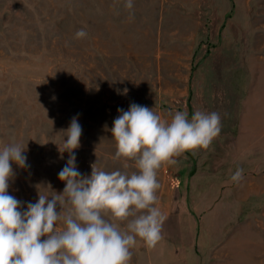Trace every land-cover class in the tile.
<instances>
[{"label":"rangeland","instance_id":"rangeland-1","mask_svg":"<svg viewBox=\"0 0 264 264\" xmlns=\"http://www.w3.org/2000/svg\"><path fill=\"white\" fill-rule=\"evenodd\" d=\"M124 3L0 0V149L21 144L28 165L12 164L9 194L24 210L62 193L73 117L76 167L90 175L94 163L124 170L118 109L217 112L210 148L159 170L163 238L151 250L138 239L130 264H264V0H133L131 18Z\"/></svg>","mask_w":264,"mask_h":264},{"label":"clouds","instance_id":"clouds-1","mask_svg":"<svg viewBox=\"0 0 264 264\" xmlns=\"http://www.w3.org/2000/svg\"><path fill=\"white\" fill-rule=\"evenodd\" d=\"M124 7L131 18L133 0H125ZM86 36L84 29L75 34ZM117 111L110 129L113 160L124 170L107 172L94 163L90 175L78 171L75 150L82 127L73 117L58 145L61 154L68 153L58 173L65 184L62 193L38 192L37 202H28L24 210L8 189L12 164L28 167L26 147L10 143L0 149V264H130L138 239L149 250L162 240L166 217L159 207V170L176 165L185 153L209 149L221 132V117L197 110L189 118L186 111H176L166 120L135 103ZM129 161L136 171H127ZM243 171L237 168L232 182L242 181Z\"/></svg>","mask_w":264,"mask_h":264}]
</instances>
